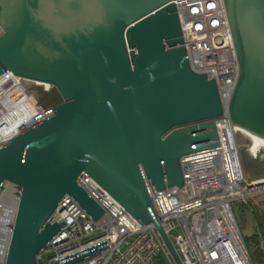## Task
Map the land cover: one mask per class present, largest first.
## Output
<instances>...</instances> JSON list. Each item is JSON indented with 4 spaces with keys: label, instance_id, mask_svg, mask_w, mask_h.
<instances>
[{
    "label": "water",
    "instance_id": "95a60500",
    "mask_svg": "<svg viewBox=\"0 0 264 264\" xmlns=\"http://www.w3.org/2000/svg\"><path fill=\"white\" fill-rule=\"evenodd\" d=\"M224 1L240 62L228 110L234 127L264 141V0ZM0 29V76L53 86L64 99L0 149V195L8 183L21 192L6 264H38L64 227L48 220L65 196L93 221L103 216L82 173L155 225L184 264L148 184L182 187V157L218 145L215 122L195 124L224 106L216 82L190 66L176 0H0Z\"/></svg>",
    "mask_w": 264,
    "mask_h": 264
},
{
    "label": "built area",
    "instance_id": "2783aa9c",
    "mask_svg": "<svg viewBox=\"0 0 264 264\" xmlns=\"http://www.w3.org/2000/svg\"><path fill=\"white\" fill-rule=\"evenodd\" d=\"M176 5L190 66L216 82L224 113L195 124L215 122L218 140L213 142L218 145L204 149L195 145L194 152L182 157V187L157 190L148 184V190L160 223L184 264H254L233 202L264 194V179H246L228 110L240 77V62L225 1L176 0ZM25 81L9 71L0 76V149L26 127L53 115V108L44 109L28 92ZM25 98L38 103L39 114L27 126L6 134L11 127L8 102L23 105ZM260 153L261 149L253 155ZM78 183L104 214L93 221L65 196L48 220L64 223V227L37 256L38 264L65 263L77 257L84 259L75 264H156L163 254L170 264H176L155 225L143 226L89 174L82 173ZM20 193L18 186L8 183L0 195V264L7 263Z\"/></svg>",
    "mask_w": 264,
    "mask_h": 264
},
{
    "label": "rangeland",
    "instance_id": "374dc122",
    "mask_svg": "<svg viewBox=\"0 0 264 264\" xmlns=\"http://www.w3.org/2000/svg\"><path fill=\"white\" fill-rule=\"evenodd\" d=\"M46 85V84H45ZM44 84L37 82H24L25 88L28 92L36 97L38 102L44 109H50L54 106L63 102V97L61 93L55 87L48 88ZM237 142L239 144L240 157L242 161V166L244 169L245 177L247 180H259L264 179V149H261L262 159H256L252 156L250 152L251 140L241 133H237ZM250 202L249 200H247ZM247 201L238 200L233 202V210L239 227L241 229L242 235L246 243L248 244L249 251L253 253L254 248H256V243L254 241V235L258 234L260 236V249L264 251V227L261 230L256 222H253L252 218L249 216L246 203ZM257 208L260 209V214L262 220L264 221V194L255 196L251 199ZM178 232H174L172 235L175 237ZM156 264H170L166 256L163 254L159 259H157Z\"/></svg>",
    "mask_w": 264,
    "mask_h": 264
},
{
    "label": "bare ground",
    "instance_id": "6f19581e",
    "mask_svg": "<svg viewBox=\"0 0 264 264\" xmlns=\"http://www.w3.org/2000/svg\"><path fill=\"white\" fill-rule=\"evenodd\" d=\"M28 82V80H27ZM41 84V83H40ZM11 107L7 108V115L11 119V127L7 130L6 134H11L15 131L18 126H27L30 122L39 114L40 108L38 103L31 99H26L23 101V105L17 104L16 102H8ZM233 129L236 133H241L251 140L250 152L253 154L260 149H264V141L252 133L248 132L244 128L234 127ZM4 134V133H3ZM4 195L1 197V199Z\"/></svg>",
    "mask_w": 264,
    "mask_h": 264
},
{
    "label": "trees",
    "instance_id": "16d2710c",
    "mask_svg": "<svg viewBox=\"0 0 264 264\" xmlns=\"http://www.w3.org/2000/svg\"><path fill=\"white\" fill-rule=\"evenodd\" d=\"M251 199H248L250 202L248 201L246 202L248 204L247 209H248L249 216L252 218L253 222H256V224L258 225V230L259 228L262 230L264 227V221L262 220L260 209L255 206V204L251 201ZM254 236L255 237L253 239L254 241L256 240L257 243L255 241L256 248H254L253 253L249 251L246 240H245V244L251 255L252 262L254 264H263L264 263V251L260 249V243H261L260 236L261 235L259 236L258 234H255Z\"/></svg>",
    "mask_w": 264,
    "mask_h": 264
},
{
    "label": "flooded vegetation",
    "instance_id": "af4514ba",
    "mask_svg": "<svg viewBox=\"0 0 264 264\" xmlns=\"http://www.w3.org/2000/svg\"><path fill=\"white\" fill-rule=\"evenodd\" d=\"M251 154H252V153H251ZM252 156L254 157L253 154H252ZM262 157H263V156H262L261 153H260V155H258V157H254V158H256V159H259V158L262 159Z\"/></svg>",
    "mask_w": 264,
    "mask_h": 264
}]
</instances>
